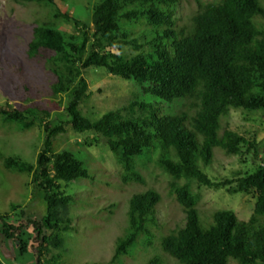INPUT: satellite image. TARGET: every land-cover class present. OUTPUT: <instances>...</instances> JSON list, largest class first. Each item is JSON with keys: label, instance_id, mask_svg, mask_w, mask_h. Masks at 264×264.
<instances>
[{"label": "trees", "instance_id": "1", "mask_svg": "<svg viewBox=\"0 0 264 264\" xmlns=\"http://www.w3.org/2000/svg\"><path fill=\"white\" fill-rule=\"evenodd\" d=\"M14 1L45 7L54 19L33 25L25 60L19 58L22 65L48 68L51 99L34 98L27 105L26 93L33 89L29 82L15 85V98L9 94L15 103L0 105L5 124H19L22 131L35 125L43 129L36 163L13 154L3 164L31 175L47 212L19 225L9 223L8 215L0 216L2 236L25 251L19 238L32 224L37 264H57L60 255L53 250L63 247V232L73 228L68 208L74 197L61 191L62 182L93 179L80 155L103 140L115 156L122 188L147 186L143 171L153 161L170 176V194L184 211L186 224L162 238L164 253L179 264H229L231 258L239 264H264V164L243 170L249 159L261 158L264 138L255 130L224 124L233 110L259 113L264 120V0H198L189 24L176 17L182 0H97L88 22L63 12V0ZM58 19L72 24L74 31L56 23ZM108 35L118 36L114 48L104 44ZM126 46L132 53L123 51ZM90 68L135 81L150 98H132L95 118L84 107L93 95L85 76ZM17 77L20 81L21 73ZM11 80L15 78L8 76L4 82L8 91ZM55 106L62 112L54 113ZM67 128L94 136L64 144ZM55 139L60 143L55 145ZM216 151L238 156L240 167L222 178L210 176L205 168ZM107 176L103 180L114 185ZM201 186L252 196L251 215L242 219L232 209H214L209 225H203L198 214ZM161 200L153 187L128 199L127 226L116 240L113 262L129 255L139 235L148 232V224L158 219ZM115 204L110 202L107 209L115 211ZM161 262L156 257L149 264Z\"/></svg>", "mask_w": 264, "mask_h": 264}, {"label": "rangeland", "instance_id": "2", "mask_svg": "<svg viewBox=\"0 0 264 264\" xmlns=\"http://www.w3.org/2000/svg\"><path fill=\"white\" fill-rule=\"evenodd\" d=\"M96 1L63 0L60 8L63 12H69L88 22ZM197 1H181L176 12L180 23H191L192 16L198 11ZM48 10L45 7L18 4L14 0H0V105L14 102L11 96L15 98L16 84L24 87L29 82L33 89L30 88L29 94L26 93L27 105L31 104L34 98L43 102L51 99L49 88L53 78L48 76V68L33 64L28 66L26 62L22 65L19 59L22 57L25 60L23 51L31 37L33 25L54 21ZM56 23L69 31H74L72 24L62 19H58ZM117 41L116 35L104 36V44L109 47L108 49L114 48ZM123 51L132 53L131 48L127 46ZM18 73H21L20 81L17 77ZM8 76L15 78L14 82L11 80V93L7 90L9 85L4 83L8 81ZM85 76L89 80L93 95L86 101L84 107L88 108V113L95 118L126 104L132 98H141V100L150 98L141 93L140 86L135 81L113 76L104 68H90L85 72ZM62 101L64 105L66 102L64 97ZM52 109H54L53 105ZM55 112L61 113L62 108L58 109L55 106ZM224 124L255 130L259 138H264V120L259 113L233 110ZM19 126L16 123L5 124L0 115V216L8 215L7 221L14 225L26 224L30 217L41 219L47 212L43 194L36 191L31 184V175L27 172L10 171L3 164L4 158L13 154L36 163L37 155L42 149L43 129L35 125L31 129L22 131ZM93 136L91 132L79 133L67 128L63 142L67 140L75 145L86 139H92ZM57 143H60L59 139L55 141V145ZM262 145L261 158L257 162L252 158L249 159L243 167L245 172L250 171L255 164H264V142ZM80 156L85 160V166L90 174L94 176L90 180L62 182L61 191L74 197L68 208L73 228L63 232L65 240L63 247L53 250L52 254L60 255L57 264H149L156 257L163 258L161 264H179L174 257L167 255L161 249L162 238L169 234L170 230L186 224L184 211L170 194V176L156 161H153L149 169L143 171L147 186L133 184L122 188L118 184L120 178L115 156L105 141L99 140L97 145L88 147ZM240 165L238 156L216 151L214 162L205 168V172L215 178H222L237 170ZM106 173L114 185H109V180H103ZM146 187L156 188L162 194V200L158 205V219L148 224V232L139 235L129 255H123L113 262L116 240L125 232L127 226L128 199ZM197 190L201 196L198 214L203 225H209L208 218L214 209H232L242 219H247L252 213L254 198L250 195L229 194L223 189L216 190L205 186ZM112 201L117 205L115 211L107 209ZM2 224L3 220L0 219V261L3 264H37V241L33 225L29 224L22 230L19 238L25 244V251H22L19 242L2 236ZM229 264L239 263L231 258Z\"/></svg>", "mask_w": 264, "mask_h": 264}]
</instances>
